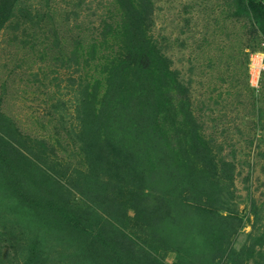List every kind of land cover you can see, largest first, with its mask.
Returning a JSON list of instances; mask_svg holds the SVG:
<instances>
[{
  "label": "rangeland",
  "instance_id": "obj_1",
  "mask_svg": "<svg viewBox=\"0 0 264 264\" xmlns=\"http://www.w3.org/2000/svg\"><path fill=\"white\" fill-rule=\"evenodd\" d=\"M233 4L0 0V264H264V38Z\"/></svg>",
  "mask_w": 264,
  "mask_h": 264
},
{
  "label": "trees",
  "instance_id": "obj_2",
  "mask_svg": "<svg viewBox=\"0 0 264 264\" xmlns=\"http://www.w3.org/2000/svg\"><path fill=\"white\" fill-rule=\"evenodd\" d=\"M143 1V0H142ZM232 1V4L234 3L236 5L235 15H239L245 19H247L248 23L250 24V27L253 29V32L257 36H261L264 38V4L261 0H230ZM134 2V1H133ZM145 2V1H144ZM233 4V5H234ZM129 12L138 13V9L136 6L133 8H128ZM135 17V15H134ZM126 31L125 33H131L134 34V24H132L130 21H126ZM142 25H139L141 27ZM138 27V28H139ZM165 60L167 59L166 56ZM150 62V61H149ZM154 61H151V63H148V65L151 67L153 66V70H158L159 74L162 77V80L166 81L168 87H174L177 88L178 82L176 81V78L173 77V72L168 68L165 64H162L164 68H159L156 64L152 65ZM165 97V100L169 101L172 99V97L169 96L167 93ZM168 105V104H167ZM170 105V104H169ZM172 108H168V111ZM174 125V122H173ZM201 144V143H200Z\"/></svg>",
  "mask_w": 264,
  "mask_h": 264
}]
</instances>
